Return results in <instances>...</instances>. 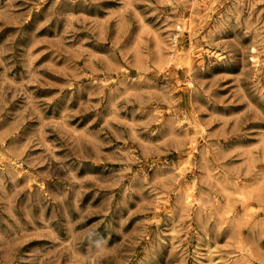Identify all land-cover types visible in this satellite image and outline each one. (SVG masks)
Masks as SVG:
<instances>
[{
    "label": "rangeland",
    "instance_id": "rangeland-1",
    "mask_svg": "<svg viewBox=\"0 0 264 264\" xmlns=\"http://www.w3.org/2000/svg\"><path fill=\"white\" fill-rule=\"evenodd\" d=\"M0 264H264V0H0Z\"/></svg>",
    "mask_w": 264,
    "mask_h": 264
}]
</instances>
